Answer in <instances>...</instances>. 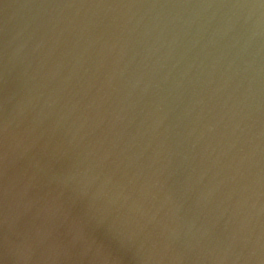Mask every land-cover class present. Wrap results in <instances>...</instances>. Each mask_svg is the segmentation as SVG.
I'll list each match as a JSON object with an SVG mask.
<instances>
[{
    "label": "water",
    "instance_id": "95a60500",
    "mask_svg": "<svg viewBox=\"0 0 264 264\" xmlns=\"http://www.w3.org/2000/svg\"><path fill=\"white\" fill-rule=\"evenodd\" d=\"M0 264H264V0H0Z\"/></svg>",
    "mask_w": 264,
    "mask_h": 264
}]
</instances>
